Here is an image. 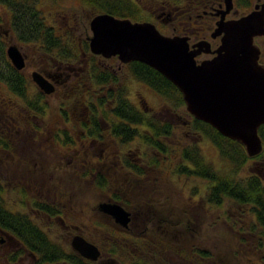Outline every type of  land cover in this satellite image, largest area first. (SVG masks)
<instances>
[{"label":"rangeland","instance_id":"374dc122","mask_svg":"<svg viewBox=\"0 0 264 264\" xmlns=\"http://www.w3.org/2000/svg\"><path fill=\"white\" fill-rule=\"evenodd\" d=\"M51 1L52 0H50V2ZM203 1L206 5L209 3H221V8H224L223 0ZM181 2H183V0H181ZM246 2L247 0H234L233 9L227 15V18H238L246 14L251 8L254 0H250V4ZM68 3H70V0H67V4ZM38 5L40 9L42 8L45 11L48 9V0H39ZM85 5V3L81 2L77 6L88 8L86 11H89V6L86 5L87 7H85ZM0 6V21L2 23V31H0L1 34H3L4 28L8 31V35L3 38L5 46L16 45L20 51L26 55L24 71H29L30 65L36 66L35 61H38L39 54L34 50L39 49H37L36 43H22L12 37L14 34L8 30V23H11L12 19L11 12L7 7ZM203 6L201 1L197 3L194 2V7L198 9V11H202L204 9ZM234 12L236 13L234 14ZM183 21H189L186 19L185 15ZM174 22L179 24L178 21ZM191 22L195 24V19L191 18ZM33 24L35 25V23ZM176 24H174L175 27ZM174 26L162 27L161 32L168 35H180V33L173 31L175 28ZM99 60L101 65H105L108 62V59L104 56H100ZM108 63L112 64L114 68L118 66V60H113ZM126 79L128 80V83L126 85L124 84L126 86V96L131 102H135L136 99H138L140 105H142V100H144L153 110L162 109L166 105V101L157 93L150 90L146 85L134 80L132 77ZM118 81H121V78ZM84 83L86 89L91 88L89 85L90 82L84 80ZM96 90L99 89H95L93 92L95 93ZM33 91L37 90L34 87H29L28 93L32 94ZM61 93L62 91L59 90H54L49 94L46 93V110L43 112V116H37L36 122L37 126L42 130V133L40 132L38 136H35V139L29 135L30 137L26 139V144L22 147V150H24V152H22L23 157L11 156L6 158V161L9 162V169H0V178L2 179V181H0L2 185L1 194L10 208L18 207L19 209L25 210V206L29 205V210L31 212L33 210L32 208H37V206L32 203L31 192L29 190L32 191L34 186L40 188L41 181H45L43 194L52 199L60 200V202H62L60 206L63 210L62 213H60L61 211L59 210L57 214H51L48 218L37 220L41 226H45L43 230L48 233L50 240L53 241V243L49 244L50 247L60 245L61 248L63 250L65 249L68 253L73 250L70 247V239L74 233L71 232L72 234L68 235L66 230L61 228L62 223L60 221L62 220L70 223V225L79 226L82 232L88 237L92 236L93 233L94 238V235L100 232H103L102 236L106 234L108 237L107 240L113 237L110 247H115L117 241H123L118 238L116 239V237L124 238L125 243H129L128 245H130L131 242L136 243V240L129 235H119L121 231L118 228L108 230L103 225L95 223L97 220H100V222H106L107 227H112L114 225V221L108 219L105 215H100L96 211L97 209L94 208L101 203H108L107 200L110 197V190H107V192L105 190H99L95 185L97 181L96 170L90 172L89 169H86L88 166L83 164L74 166L75 158H72L70 152H66L62 149L60 144L57 143L56 137L54 138V134L57 133V131L61 133L59 127L63 125L60 120V106L63 105L62 102L66 99H64ZM87 93L88 94L85 96V99L88 101L87 105L79 99L74 101L73 105L65 103L66 105L64 104L62 106L63 111L65 110V112L67 111L69 114L72 113V110L74 111V118L72 121L68 122L67 125H76L75 127H78L77 129L79 130H83L84 128L89 130L93 128V113L94 116H96L98 108V106L93 103L94 99H91L92 92L87 90ZM3 95L7 98L14 97V95H10V93L7 92V89ZM41 103L43 104V102ZM178 109L181 119L187 121L189 118L186 114L188 111L185 105H181ZM162 114L169 115L168 113L164 114V111H162ZM97 121L102 127L107 125L101 117L98 118ZM85 123L86 126L84 125ZM37 126H35V128L38 129ZM28 128V125L23 127L25 130ZM185 130L184 127L176 128L173 137H170V141L174 143L177 141L179 142V140H187L188 143L196 142L198 149L206 160L214 163L217 168L224 169L222 160L220 161L218 155L217 147L211 140L203 136L201 132L191 135L187 134ZM89 135L93 139V134ZM94 135H98V133L94 132ZM34 140L37 141L35 142ZM97 140L98 142L96 141L93 147L87 149V153H82L84 154L83 159L89 157L92 160L93 157V163L95 165H97V163L103 164L105 162H110L111 166H103L102 169L107 172L113 182H116V186L129 187L128 195L124 193H121V195L130 197L133 204L142 206L141 208L145 214L141 218L145 219V227L142 225L143 222L140 223L141 227H139L140 230L137 234H143L146 228L148 229V225H150L149 228L153 230V234L156 233L155 235H158L161 233L164 226H167V223L161 221L159 223L161 224V228L158 229L156 227V225H158V223L156 224L157 217H165L167 220H171L174 223L178 221L177 224L184 228L190 226L187 231L178 234L175 238L168 234V239L171 241L169 247H172L168 249L162 248V255L158 256L157 253H151L154 249L158 250L156 248L153 249L151 246L144 255L143 252L142 254L140 252L139 254L144 256L143 258L147 262L155 264H262L264 262V250L261 252L252 244L254 242L253 239H256L255 236L257 235L253 232H247L246 222L249 223L248 215L244 214V217L241 218V222L243 221L242 223L233 224V220L235 221V217H238L239 214L234 212V201L225 199L218 207L210 206L204 200V198L206 199L205 180L194 175L188 176L176 172L174 166L180 163L179 160L181 159L178 157L173 159L161 155V157H158V160H156L157 162L154 164L156 167L154 169L150 167L144 176H135L122 166L123 163L119 164V162H117V164H115L116 162H112L117 161L116 153L119 150H123L126 153L127 150H129V156L131 158L134 157L135 154L138 155L135 151L137 148V141L133 140L121 149L120 144L115 143L111 135L106 132V128L101 130ZM171 145L175 146L174 144ZM82 154L76 155V161L80 160ZM255 156L249 157L237 174L239 178L237 177L236 179L245 180L251 175H255L261 181H264L261 177V170L264 165L259 163L258 166H255L257 163L255 162L257 159ZM70 160H72V162ZM118 160L123 162L122 159ZM183 162L186 163L184 160ZM15 163H17V166H13ZM94 168L98 167L95 166ZM91 173H93V180H88L89 178H86V175L88 174L87 177H89ZM124 181L127 182L124 183ZM54 185L62 186L63 197L56 196ZM50 198L49 201L51 202ZM228 212L231 214L232 219L228 218ZM33 216L36 217L35 214H33ZM149 219H151V222ZM168 229L169 227L165 229V232H167ZM106 232L109 233L107 234ZM126 244L124 246H126ZM179 246L184 250L181 254L177 252ZM192 246H201L203 249H206L205 251L208 252L202 255L205 258L201 259L197 255H192ZM138 252L139 251L136 253L138 254ZM125 255L129 256L127 253H124L123 256L115 253L112 256L115 257V259L118 258L122 264H128ZM65 260L68 261L67 263L69 264H74L70 259ZM26 262H29V258ZM0 264L3 263L0 261Z\"/></svg>","mask_w":264,"mask_h":264},{"label":"trees","instance_id":"16d2710c","mask_svg":"<svg viewBox=\"0 0 264 264\" xmlns=\"http://www.w3.org/2000/svg\"><path fill=\"white\" fill-rule=\"evenodd\" d=\"M192 1L198 2L203 0ZM185 2L186 0H183V3ZM0 5L7 7L9 11L12 12V16L17 18V33L18 37L21 39L20 42L36 43L37 49L50 53L55 57L59 56L58 58L63 57V53L60 50L61 43L56 40L42 39L41 36L44 35L42 28L33 24L39 23V21H37L39 20V14L33 7L31 0H0ZM6 49L5 41H3L0 36V82L4 84L5 91L7 89V92L10 93V95L14 94L13 99L19 104L17 108L18 113L43 116L45 105L41 103V100L37 98L35 93H28L29 87L26 85L25 77L20 71L14 68L10 60L7 58ZM126 68L128 70L127 75L129 78L132 77L134 80L146 85L150 90L157 93L166 101V105L162 109L153 110L142 99L143 104L140 105V107L135 106L126 96V86L122 83L118 84L117 76L112 74L106 67L99 64L95 65L94 70L92 69L91 72H87L85 77L83 75L84 80L90 82L89 85L91 88L86 89L83 80V85L80 90L76 91L74 94L70 93L67 103L72 105L75 100L80 99L87 105L88 101L85 99V96L88 94L87 90L92 92L91 99H94L93 103L98 106L97 111L94 110L96 111V117L93 118V123L96 124L93 126H96L95 129L97 133L106 128V132L111 135V138L116 142H119L121 145H127L133 140L137 141V149L135 151L138 155L135 154L132 158L130 156H124V158H121L123 160L122 166L135 176H144L150 167L154 169L156 167L154 164L161 155L173 159L176 157L181 159L179 160L180 163H177L176 166H174L176 172L188 176L194 175L205 180L206 199L204 198V200L210 206L218 207L225 199H228V201H234V212H237V214L239 213L241 216L238 214V217H235V221L233 220V224H238L239 222L242 223L243 221L241 222V218L244 217V214L248 215L249 223L246 222L247 232H253L257 235L255 236L256 239H253L254 242L252 244L257 250L262 252V250H264V181H261L255 175H251L245 180L236 179L238 177V172L249 159L244 147L239 142L221 135L210 124L195 119L188 112L186 114L189 119L187 121L182 120L178 109L181 105H185L182 95L173 83L158 71L138 61H132L127 64ZM92 89L99 90H96L94 93ZM162 111H164V114L168 113L169 115H163ZM100 117L107 123L105 127H102L97 121ZM84 125L86 126V123ZM183 127L186 129L185 132H187V134L194 135L195 133L201 132L203 136H206L211 140V142L217 147L218 155L220 161L222 160V166H224V169L217 168L214 163L206 160L198 149L196 142L188 143L187 140H179L180 143L178 141L174 143L173 141H170V137H173L174 130ZM93 129L94 128H90L89 130L91 131ZM258 132L263 142V150L255 157L262 158L264 157V124L259 127ZM67 133L68 132L66 131V137ZM91 134H93V132H91ZM55 137L57 143L60 145L62 142L71 143L68 138L63 137V139L61 138L60 140L58 138V131L54 134V138ZM171 144H174L175 146H172ZM83 155L84 154H82V157L77 162L88 166L86 169H89L90 172L96 170L97 181L95 182V185L99 190H105L106 192L107 190H110V197L125 206H136L137 208L142 207L139 204H133L130 197L127 196V198L121 195V193L127 194L129 187L116 186V182H113L107 172L102 169L103 166L100 163L95 165L91 158L86 157L83 159ZM183 160L186 163H184ZM95 166L98 168H94ZM87 176L88 174L86 175V178H89L88 180H93V173H91V176ZM126 182L127 181H124V183ZM53 209L58 213V208L55 205L49 204V210H51V213H53ZM60 211H62V209H60ZM0 212L2 224L5 226L8 219L13 221L14 224H16V220L19 224H24L26 220V217H20L11 211V208L1 194V189ZM227 215L229 219H232L229 212ZM159 220L160 217H157L156 224L158 223V225ZM95 223L103 225L108 230L114 229V225L112 227H107L106 222H100V220H97ZM166 223L167 226H164L163 231L158 235H155L156 233L153 234V232L129 235L136 240V243H131V245H128L129 243L126 244L124 238L116 237V239L118 238L123 241H117L116 246H112L110 249L113 254L118 253V255L123 256L125 253L124 250H128L130 247H136L139 251L138 254L136 253L137 256L129 257L125 255L128 264H155L147 262L143 258L144 256H141L139 253L141 252L142 254L143 252L144 255L151 246L153 249H158L152 250L151 253H157L159 256L162 255V248L168 249L172 247H169L171 241L168 239L169 233H166L165 229L174 225V223L169 222V220H167ZM27 225L34 226L35 223L29 221ZM187 227L185 228L187 229ZM123 234L124 233H121L119 235ZM41 236L43 235L41 234ZM43 237L48 244L53 243L52 240H49L45 236ZM100 241L102 242V240ZM125 244L126 246H124ZM56 247L49 246L50 261L53 262L61 258L67 259V256L64 257L63 254H55L57 251ZM182 251L184 252L183 248L179 246L177 252H180L181 254ZM207 252L208 251L202 249L199 250L194 246L191 254L195 256L197 253L202 259V255H205ZM262 264H264V262Z\"/></svg>","mask_w":264,"mask_h":264},{"label":"flooded vegetation","instance_id":"af4514ba","mask_svg":"<svg viewBox=\"0 0 264 264\" xmlns=\"http://www.w3.org/2000/svg\"><path fill=\"white\" fill-rule=\"evenodd\" d=\"M262 1L263 0H254L249 11L253 10L254 7ZM31 2L39 14V20H37L39 23L35 25H38L40 28H42L44 34L41 36L42 39H50L60 42V50L63 53V57L58 58L59 56L55 57L50 53H46L45 51L34 50L37 52V54H39L38 61H35L36 66L30 65L29 71L26 72L24 71L26 55L23 53L24 67L21 69H16L14 67L25 77L26 85L28 87H34L37 90L33 92L45 105L44 111L46 110L47 105V95L34 81L32 73H39L54 85V90L62 91L61 95H63L64 99H66L62 103L63 105L67 103L70 93L74 94L82 87L84 80L83 75L85 77L87 72H91L92 69L94 70L96 64L101 65L99 63V58L102 55L92 52L89 44L91 36L90 23L91 20L97 15L107 14L112 15L115 18H128L131 21L151 22L156 25L160 32L162 27L170 25L174 26V24H176L174 21H178L179 24H176V27L174 26L175 28L173 31L180 33V35L188 36V42L190 45L196 42L207 40L210 43L211 50H214L220 44V36L212 37L211 33L215 27L216 21L220 18L219 11L222 10L221 3H209L206 5L204 4V1H201L202 6H206H203L204 9L202 11H198V9L194 7V1L192 0H186L185 3L177 0H70V3H68L70 5L67 4V0H52L51 2L48 0V9L44 11L42 8H39V0H31ZM81 2L88 5L90 10L86 11L88 8L77 6ZM249 2L250 0H247L246 3L249 4ZM86 5L85 7H87ZM235 13L236 12H234V14ZM228 14H226L225 19H231L227 18ZM184 15L186 16V19L189 20L188 22L183 21ZM11 17V23H8V30L14 34L12 35L13 38L20 41L21 39L18 37L17 33V18L12 16V12ZM191 18L195 19V24L191 22ZM1 24L2 23L0 21V30L2 29ZM1 31L0 36L3 40V38L8 35V31L5 28L3 29V34H1ZM254 42L260 50L258 62L264 66V36L256 37ZM214 55L215 53H201L197 56V60L200 61L205 58H211ZM107 59L108 62L118 60V66H116V68H114L113 65L109 64L108 62L102 66L106 67L112 74L116 75L117 80L121 78V81H117L118 84L122 83L126 85L128 83V80L126 79L128 78V70L126 66L131 62L123 63L118 59L117 55L108 57ZM4 92H6L5 86L0 82V169L8 170L9 162L6 161V158L11 156L23 157L22 152H24V150H22V147L26 144V139L30 136L34 137L35 139V136H38L40 132L42 133V130L37 126V115L18 113V102H16V100L13 98L5 97L3 95ZM133 104L137 107H140L138 99H136ZM62 106H60V120L63 125L59 127L61 133H59L58 138L60 140L61 138L63 139V137L68 138L69 142L72 144L62 142L60 147L66 152H70L72 154V158H75L74 166H77L80 163L76 161V155L80 153H87V149L93 147V144L96 141L98 142L97 138L101 133V130L98 132V135H94V132H97L95 129L96 126H93L94 129L90 131L87 128L79 130L77 129L78 127H75L76 125H67L68 122L73 120L74 111L69 114V112H65V110L63 111ZM21 111L23 112L22 109ZM95 117L96 116L93 115V118ZM25 125L29 126L27 130L23 129ZM93 125L96 124L93 123ZM35 126H37L38 129L35 128ZM66 131L68 132L67 137L65 135ZM91 132H93V139L89 135ZM112 140L115 141L114 139ZM34 141L36 142L37 140ZM115 143L119 142L115 141ZM123 145L120 144L121 149L126 146ZM126 155L129 156V150H127V153L123 150L117 151V161H113L112 163L116 162L115 164H117V162H119V164H122V162L118 159L124 158ZM70 161L72 162V160ZM255 162H257L255 166H258L259 163L264 165V157H257ZM100 164L104 167L111 166L110 162ZM13 166H17V163H15ZM261 172V177L264 180V167L262 168ZM0 181H2L1 178ZM40 186V188L34 186L32 191L29 190L31 192L30 195L32 197V203H34L37 208L33 207L31 212L29 210V205L25 206V210L19 209L18 207L11 208V211L14 212V214H17L20 217H26L24 224H19L17 220L16 224H14L13 221L8 219L5 226L2 224L0 212V261L3 264H69L67 263L68 261L65 260L66 258H61L53 262H51L49 259V244L43 236L49 240L50 237L48 236V233L43 230L45 226H41L37 220H43L44 218H48L51 214H57L54 209L52 211L53 213L50 212L51 210H49V204L55 205L58 210H60V205L62 202L43 194L45 189V181H41ZM1 187L2 185L0 182V189ZM54 189L56 196H64L62 192V186L54 185ZM49 198L51 202L49 201ZM107 201L110 203H119L113 200L111 197H109ZM121 205L129 212V220L126 225L116 222L110 214L101 212L98 206H95L94 208L97 209L95 210L100 215H105L108 219L114 221V228L120 229V233L133 235L140 230L139 227H141L140 223L142 222L143 227H145V219H141L145 214L141 207L137 208L136 206L128 207L123 204ZM62 212L63 210L60 213ZM33 214H35L36 217H34ZM150 220L151 219H149V221ZM161 220L163 222L167 221L165 217H161L159 223ZM29 221L35 223V225H27ZM60 222L62 223L61 228L63 230L65 229L68 235H71V232L74 233L70 239V247L73 250L68 253L65 251V249L63 250L60 245H57V251L55 254L58 253L63 254L64 257L67 256V259H70L74 264H122L118 258L115 259V257L112 256L114 254L110 249V244L112 243L111 241H113V237L108 239V241L106 234L102 236L103 232L95 234L94 238L93 233L92 236L88 237L82 232L79 226L70 225V223H67L65 220ZM169 222L174 223L171 220H169ZM177 223L178 221H176L174 225L170 226L166 232L174 238L178 234L189 229V227L185 229L182 226H178ZM156 227L160 229L161 224ZM145 232H153V230H151L148 225V229L146 228ZM106 233L108 234L109 232ZM41 234L43 236H41ZM75 235L82 236L85 240L98 247L100 255L96 260L82 256L80 252L72 247V241ZM100 240H102V242ZM195 247L199 250H206L201 246ZM193 248L194 246H192L191 251ZM137 251L138 249L136 247H130L128 250H125V253L127 252V255L130 257H135V255L137 256ZM28 258L29 262L27 263L26 260H28ZM203 258L205 257L202 256V259Z\"/></svg>","mask_w":264,"mask_h":264},{"label":"water","instance_id":"95a60500","mask_svg":"<svg viewBox=\"0 0 264 264\" xmlns=\"http://www.w3.org/2000/svg\"><path fill=\"white\" fill-rule=\"evenodd\" d=\"M211 33L220 44L211 50L205 41L189 44L188 36L168 35L151 22L131 21L100 14L90 23L91 51L106 58L118 56L123 63L142 62L158 71L180 91L186 110L195 119L210 124L223 136L239 142L249 157L259 154L263 142L259 127L264 124V66L258 62L256 37L264 36V0L253 10L225 19L233 0H223ZM16 69L24 67L23 53L16 45L6 49ZM201 53H215L200 61ZM34 81L45 93L54 85L37 72ZM101 212L126 225L129 212L119 203L98 205ZM72 247L82 256L96 260L98 247L75 235Z\"/></svg>","mask_w":264,"mask_h":264},{"label":"bare ground","instance_id":"6f19581e","mask_svg":"<svg viewBox=\"0 0 264 264\" xmlns=\"http://www.w3.org/2000/svg\"><path fill=\"white\" fill-rule=\"evenodd\" d=\"M222 135V134H221ZM189 228H190V226H189Z\"/></svg>","mask_w":264,"mask_h":264}]
</instances>
